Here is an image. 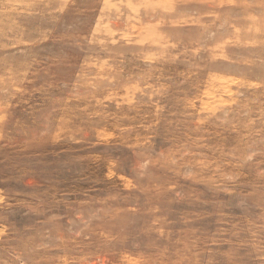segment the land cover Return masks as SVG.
Returning <instances> with one entry per match:
<instances>
[{"label": "rangeland", "instance_id": "1", "mask_svg": "<svg viewBox=\"0 0 264 264\" xmlns=\"http://www.w3.org/2000/svg\"><path fill=\"white\" fill-rule=\"evenodd\" d=\"M0 264H264V0H0Z\"/></svg>", "mask_w": 264, "mask_h": 264}]
</instances>
